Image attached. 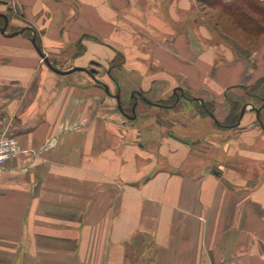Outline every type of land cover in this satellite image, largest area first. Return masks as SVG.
Segmentation results:
<instances>
[{
    "label": "crops",
    "instance_id": "1",
    "mask_svg": "<svg viewBox=\"0 0 264 264\" xmlns=\"http://www.w3.org/2000/svg\"><path fill=\"white\" fill-rule=\"evenodd\" d=\"M196 2L0 0V264H264L263 56Z\"/></svg>",
    "mask_w": 264,
    "mask_h": 264
},
{
    "label": "rangeland",
    "instance_id": "2",
    "mask_svg": "<svg viewBox=\"0 0 264 264\" xmlns=\"http://www.w3.org/2000/svg\"><path fill=\"white\" fill-rule=\"evenodd\" d=\"M215 1L216 0H197L196 7L201 13L203 22L214 27L219 32H228L229 34H226L223 37L227 38L238 48L244 45L248 49V51L250 50L256 54L259 53L261 56H263L264 61V35L259 37L248 35V33H246L240 27L237 20H234L233 18H230L221 13V11L217 8V3H215ZM9 17H11V15ZM2 21L4 25V19H0V24ZM228 91H230V95L232 94L231 96L227 97V99H229V102H238L235 103H237V107L239 108V119L241 117V111L245 105L255 108H262V106L264 105V80H246L242 84V86L234 87L233 90L229 89ZM228 91L226 92L228 93ZM182 96H184V94H182ZM203 108L208 111L210 109V106L205 105L203 106Z\"/></svg>",
    "mask_w": 264,
    "mask_h": 264
},
{
    "label": "trees",
    "instance_id": "3",
    "mask_svg": "<svg viewBox=\"0 0 264 264\" xmlns=\"http://www.w3.org/2000/svg\"><path fill=\"white\" fill-rule=\"evenodd\" d=\"M217 8L222 14L237 20L240 27L248 35L259 37L264 35V3L255 0H238L234 3H224L223 0H216ZM233 110L236 111L237 121L239 120L238 105L231 102ZM205 110V109H204ZM206 113L211 114L209 109Z\"/></svg>",
    "mask_w": 264,
    "mask_h": 264
},
{
    "label": "water",
    "instance_id": "4",
    "mask_svg": "<svg viewBox=\"0 0 264 264\" xmlns=\"http://www.w3.org/2000/svg\"><path fill=\"white\" fill-rule=\"evenodd\" d=\"M0 17H1L2 19H4V21H5L4 27H2V28L0 29L1 33H2L3 35H5L6 30H7V28H8V25H9V18H8V16H7L6 14H1V13H0ZM22 33H23V31H21V32H19V33L12 34V35H10V36H16V35H18V34H22ZM31 40H32V42L35 44V46H36V48H37V51H38V52L40 53V55L45 59V62H46V64L49 66V68H51V69H52L53 71H55L56 73H59V74H62V75H69V74H72V73H74V72H84V73H86L87 75H89L90 77H92L93 79H96L97 70H95V69H90V70H89V69H82V68H74V69H71L70 71H60V70L56 69V68L52 65V63L50 62V60L46 58V56H45V54L43 53V51L37 46V44H36V35H35V34H34V36L32 37ZM117 100H118L119 103H120V104H119L120 110L124 113L123 107H122V105H121L120 95L117 96ZM263 107H264V105L262 106V108H255V107H252V110L255 111V112L257 113V115H259L260 112H261V110L263 109ZM247 108H248L247 105H245V106L243 107V109H242V111H241V117H240V118L243 117V115H244L245 111L247 110ZM124 114H125V113H124ZM125 115H126V114H125ZM126 117H127V118H130L128 115H126Z\"/></svg>",
    "mask_w": 264,
    "mask_h": 264
},
{
    "label": "built area",
    "instance_id": "5",
    "mask_svg": "<svg viewBox=\"0 0 264 264\" xmlns=\"http://www.w3.org/2000/svg\"><path fill=\"white\" fill-rule=\"evenodd\" d=\"M3 1V0H2ZM18 138L6 132L0 133V170L9 162L27 153Z\"/></svg>",
    "mask_w": 264,
    "mask_h": 264
},
{
    "label": "flooded vegetation",
    "instance_id": "6",
    "mask_svg": "<svg viewBox=\"0 0 264 264\" xmlns=\"http://www.w3.org/2000/svg\"><path fill=\"white\" fill-rule=\"evenodd\" d=\"M120 93V95H121V92H119ZM136 99H137V96H135V95H133L132 96V99H131V115H132V113H135V105H136V103L135 102H137L136 101ZM125 111V110H124ZM127 115L129 116V117H131V115H130V113H127Z\"/></svg>",
    "mask_w": 264,
    "mask_h": 264
}]
</instances>
